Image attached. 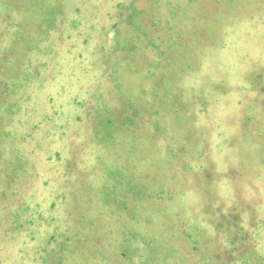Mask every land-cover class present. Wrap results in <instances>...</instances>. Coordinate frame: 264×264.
Instances as JSON below:
<instances>
[{"label":"rangeland","instance_id":"obj_1","mask_svg":"<svg viewBox=\"0 0 264 264\" xmlns=\"http://www.w3.org/2000/svg\"><path fill=\"white\" fill-rule=\"evenodd\" d=\"M0 264H264V0H0Z\"/></svg>","mask_w":264,"mask_h":264},{"label":"trees","instance_id":"obj_2","mask_svg":"<svg viewBox=\"0 0 264 264\" xmlns=\"http://www.w3.org/2000/svg\"><path fill=\"white\" fill-rule=\"evenodd\" d=\"M10 176H12V174H9Z\"/></svg>","mask_w":264,"mask_h":264}]
</instances>
